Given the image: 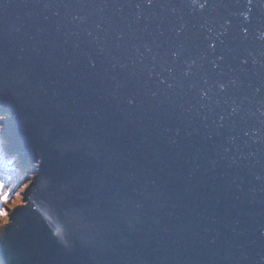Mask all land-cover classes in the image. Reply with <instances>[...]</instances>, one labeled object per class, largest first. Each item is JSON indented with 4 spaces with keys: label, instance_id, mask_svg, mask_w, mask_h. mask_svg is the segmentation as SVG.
<instances>
[{
    "label": "water",
    "instance_id": "1",
    "mask_svg": "<svg viewBox=\"0 0 264 264\" xmlns=\"http://www.w3.org/2000/svg\"><path fill=\"white\" fill-rule=\"evenodd\" d=\"M139 3L0 10L1 137L32 173L0 264H264V4Z\"/></svg>",
    "mask_w": 264,
    "mask_h": 264
},
{
    "label": "snow or ice",
    "instance_id": "2",
    "mask_svg": "<svg viewBox=\"0 0 264 264\" xmlns=\"http://www.w3.org/2000/svg\"><path fill=\"white\" fill-rule=\"evenodd\" d=\"M39 2L43 3L44 0H39ZM54 2H59L62 7H71L74 4H80L81 6H86L87 0H49V4L54 3ZM104 4L108 7L112 8H122L123 5L120 4V0H103ZM159 2V0H142V3L136 4L135 6L137 8L139 7H147V8H152L154 5H156ZM12 3V0H0V10H3L8 4ZM27 3V0H26ZM261 4H264V0H260ZM248 5L253 4V0H247ZM47 6V5H46ZM204 4H201L200 7H204ZM56 15H60L59 12L56 13ZM74 20H79V16L73 17ZM91 35V34H90ZM97 39H99L97 37ZM214 48L215 45H212ZM224 57L221 56V59ZM247 63V61H245ZM92 67H95L93 64ZM232 86L235 87V82H231ZM171 87V85H169ZM220 87L222 89H225L226 86L224 84H221ZM259 91V90H257ZM207 95V93H205ZM262 107H264V101H262ZM237 109L232 108L231 115L236 116ZM261 116H264V112L261 113ZM221 121L225 119L224 116L219 117ZM0 119H3L2 116H0ZM207 119V117H205ZM215 123V121H214ZM262 124H264V120L261 121ZM219 127H223V124L219 125ZM4 126L3 124H0V132H3ZM245 136L248 135L247 132L244 133ZM225 151H231V149H225ZM250 155L255 156L256 152H252ZM3 156H10L14 158L18 165L23 167V162L20 159V153L13 147V145L6 139L0 137V157ZM235 159L233 160V163H235ZM264 159V157H262ZM264 167V165H262ZM255 181L260 182V191L264 193V171H262L260 174H256L254 172L249 173ZM31 182V181H30ZM7 187V181L5 178L0 177V205H3L5 207H0V229H3L2 235L4 237H7L8 233L10 232V228L8 227V217H9V211L8 209H13L15 210L17 206L20 204V193L24 191V189L28 188V184H24L23 188H20L19 191L15 192V199L9 200V194L12 192L11 187H7V191L5 190ZM13 215H15V212L13 211ZM57 221L62 227V233L57 232L56 235L60 237V242L65 245V247L69 246L70 241L65 240L64 236L72 237L78 229H83L88 227L89 225V217L85 216L81 209L78 207L74 206H69L67 211L58 214L57 215ZM262 247H264V237H262ZM247 259V257L245 258Z\"/></svg>",
    "mask_w": 264,
    "mask_h": 264
},
{
    "label": "rangeland",
    "instance_id": "3",
    "mask_svg": "<svg viewBox=\"0 0 264 264\" xmlns=\"http://www.w3.org/2000/svg\"><path fill=\"white\" fill-rule=\"evenodd\" d=\"M0 124H1V119H0ZM0 137H1V132H0ZM1 168L3 169L2 171L3 174L0 175V177L5 178L7 181V187L12 188V192L9 194V200L11 202V200L15 199V192L19 191L20 188H23L24 184H28L30 182L32 173L20 172L19 166L17 165V161L10 156L0 157V169ZM7 187L5 189L6 191H7ZM23 192L24 191L20 193V204L23 202ZM0 207H5V206L0 205ZM8 211L10 215L11 209H8ZM0 223H2V221H0Z\"/></svg>",
    "mask_w": 264,
    "mask_h": 264
},
{
    "label": "trees",
    "instance_id": "4",
    "mask_svg": "<svg viewBox=\"0 0 264 264\" xmlns=\"http://www.w3.org/2000/svg\"><path fill=\"white\" fill-rule=\"evenodd\" d=\"M17 165H18V163H17ZM18 166H19V165H18ZM2 171H3V169L1 168V169H0V175H2V174H3V172H2ZM19 171H20V172H23V173H27V172H26L24 169H22V167H21V166H19ZM28 173H29V172H28Z\"/></svg>",
    "mask_w": 264,
    "mask_h": 264
}]
</instances>
